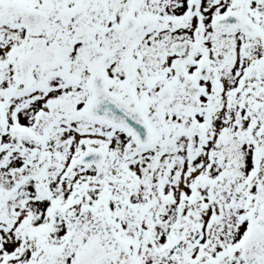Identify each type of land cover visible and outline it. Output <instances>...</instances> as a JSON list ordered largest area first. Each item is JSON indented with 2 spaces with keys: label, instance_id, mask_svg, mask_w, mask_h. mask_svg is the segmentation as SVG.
I'll return each mask as SVG.
<instances>
[{
  "label": "snow or ice",
  "instance_id": "obj_1",
  "mask_svg": "<svg viewBox=\"0 0 264 264\" xmlns=\"http://www.w3.org/2000/svg\"><path fill=\"white\" fill-rule=\"evenodd\" d=\"M0 264H264V0H0Z\"/></svg>",
  "mask_w": 264,
  "mask_h": 264
}]
</instances>
